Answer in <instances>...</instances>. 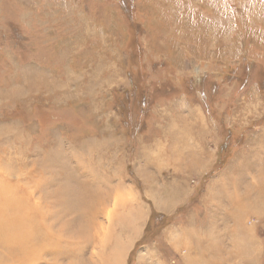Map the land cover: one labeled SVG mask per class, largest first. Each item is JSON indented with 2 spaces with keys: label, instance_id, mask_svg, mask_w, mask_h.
<instances>
[{
  "label": "rangeland",
  "instance_id": "rangeland-1",
  "mask_svg": "<svg viewBox=\"0 0 264 264\" xmlns=\"http://www.w3.org/2000/svg\"><path fill=\"white\" fill-rule=\"evenodd\" d=\"M196 116L205 124L194 131ZM14 124L28 169L63 160L57 175L92 181L101 195L91 240L68 242V229L62 242L75 255L61 264L100 248L110 258L123 241L120 264H264L259 164L256 179L243 169L233 179L240 196L224 174L264 147V0H0V128ZM176 142L197 159L186 148L175 159ZM87 151L95 160L77 157ZM85 163L102 175L84 174ZM215 185L224 198L210 194ZM127 192L139 214L124 233ZM239 230L252 237L250 259L235 253Z\"/></svg>",
  "mask_w": 264,
  "mask_h": 264
},
{
  "label": "bare ground",
  "instance_id": "bare-ground-1",
  "mask_svg": "<svg viewBox=\"0 0 264 264\" xmlns=\"http://www.w3.org/2000/svg\"><path fill=\"white\" fill-rule=\"evenodd\" d=\"M196 118L197 119H195L193 125H191L196 126V128H194V131L200 129L199 124H205L200 116H196ZM2 130L0 128V135L5 138L4 140L2 139V143H4V141L8 143L4 146L6 152L8 151V156L0 155V264H38L37 261L42 259L43 263L45 257H48L50 262H44L43 264H61L59 262V258L61 255H64L65 257L75 255L74 247L71 245L66 246L64 244L65 241H63L64 243L62 242V239L64 238V235L66 234L68 229H74V231L70 233V235H68V238L70 239L68 240V242H73L72 239L76 238L90 239L92 231L95 232L94 228L95 224H97L96 219L99 213V208L97 207V205H102L100 201L101 195L96 194L94 189L96 187L92 185V181H77L76 184H74L73 180L66 176L67 173L64 174V176L57 175L59 170H55L52 167L61 168L60 165L66 164H63V160H56L57 163L55 162V166H52L45 163L44 158L46 157H44L37 161V165L39 166L35 165L28 169L27 162L21 160V158H23L27 151L24 144L26 143V136L24 135L23 131H20V129H18L16 126L10 128V125L6 128L3 127ZM192 130L193 129H191L190 127H185L184 129H182V131H186V133L184 134L185 137L183 138L184 140L187 138L186 136H188L189 133V136L193 133ZM16 140L20 141V146L11 144L12 142L15 143ZM178 140H181V137L178 138ZM184 145L185 147H179L176 142V147L174 149L175 159H177V157L180 155L181 149L183 150L184 148H186L187 158H190L189 154H191V158L196 160L199 154V150L197 149L198 151H196L195 149L193 151L188 142L184 143ZM89 148H95V146L92 144L91 146H89ZM188 148L191 149L189 152ZM177 150L180 151L177 152ZM203 151L204 150H202V154H200V160L202 159L201 155L203 156L206 153H203ZM254 151L255 152L251 155V157L249 153H245V158L255 160L257 164H259V174L261 176H264V147L259 150L254 149ZM13 152L17 153L16 157H9V155H12ZM77 157L88 158L90 161L95 160L93 157V153L89 151L85 153L80 152ZM50 166L53 170H50ZM261 166L262 170L260 169ZM97 167H99V165ZM97 167L91 166L90 168H88L87 164L85 163L84 168L86 169V171H84V174L90 175L92 173L94 175H102V170ZM256 170H258V168H256ZM47 172H50V174L52 175L45 177V173ZM79 173L82 172L80 171ZM142 173L145 175V172ZM70 174L71 173H69V176ZM149 176L152 177L153 175L150 174ZM143 178L144 180H146L145 177ZM217 186L218 185H215V188L211 187L210 194L212 192H217V198L223 197L220 195L221 190L218 189ZM257 186V191L259 192L260 189H262L264 193V186ZM44 187H46L47 189L50 187V189L44 190ZM173 187L174 185L170 184L169 186H167L166 190L172 192ZM174 189L176 191L181 190L178 184H175ZM244 190L246 191V193L242 195L241 198H233L234 204L232 206H234V208H243L242 202L248 197L247 193H249L248 190H250V188L245 187ZM121 193L125 195L124 197H126V193L122 191ZM162 194L163 191H160L158 196L161 197ZM128 197L130 199V201L127 202V204L129 205V214L131 213L132 215H135L134 213H138L137 211H139L137 203L135 204L133 203V201H131L134 197L132 194L129 193ZM134 201H136L135 197ZM161 202L164 205L166 201L162 198ZM213 202H215V200H213ZM253 209L255 211V206L251 207V211H253ZM247 211L249 210H245L242 212L245 213ZM109 214L110 211L106 213V219L108 223ZM131 214L130 216L126 215V217H130V219L129 221L125 220V224H122L120 227L121 231H123L124 233L126 231H130L129 228H137L138 224L136 222H133V220H135L136 218L132 217ZM238 220L240 222V219H237V221ZM112 228L114 229V226H112ZM104 234L106 235L107 233ZM234 240H237L235 253L237 255H243L244 257L250 259L252 256V250L251 247H249V244H252L253 241L251 235L243 230H239L238 232H236ZM120 244L115 247L112 253H110L112 254L110 258L109 252H105L106 254H104V250L102 248L98 250V245H93L97 247V250L99 252H93V255L91 256L92 258L90 257L88 259V262H86V260L80 262V264H120L121 253L123 252L126 242L123 241ZM63 246L65 247L63 248ZM238 246L239 252L238 250L236 251V248L238 249ZM81 252L83 253V251ZM215 254V256H217L218 250L215 252ZM102 256L105 257L104 259L106 260L100 258ZM80 257L82 259V256ZM206 263L214 264V262L205 261L203 264Z\"/></svg>",
  "mask_w": 264,
  "mask_h": 264
},
{
  "label": "crops",
  "instance_id": "crops-1",
  "mask_svg": "<svg viewBox=\"0 0 264 264\" xmlns=\"http://www.w3.org/2000/svg\"><path fill=\"white\" fill-rule=\"evenodd\" d=\"M231 165L233 166V168L232 169L231 168H228L227 169L228 171L226 170L225 173H224L225 176H226V174H228V176H229V182L231 181V183H232L233 179L235 181L238 179L237 177L240 176L241 169H243V172L246 174V176H248L247 177L248 179H250V177L253 178V179H256V173H258L257 172L258 170L256 171V165H258V164H257V162L255 160H250L248 158H246L244 160H242V159H235V160H233V162H232ZM245 174H243V175H245ZM250 175H253V177L250 176ZM232 187H234L233 189H235V190L234 191L231 190V189L228 190L230 192V194L233 192V193H237V195L240 196L241 193H238V190H236V184H234V182L232 183ZM250 190H252V189H250ZM228 191H227L226 195L228 194ZM256 192H257V190H256ZM256 194L257 193H255L254 196ZM179 196H183V195L178 194V195L175 196V199L177 197H179Z\"/></svg>",
  "mask_w": 264,
  "mask_h": 264
}]
</instances>
